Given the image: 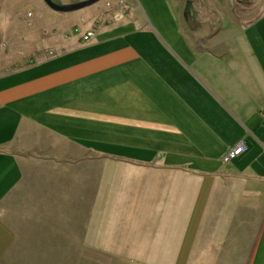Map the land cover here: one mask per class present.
Returning a JSON list of instances; mask_svg holds the SVG:
<instances>
[{
    "label": "crops",
    "instance_id": "crops-1",
    "mask_svg": "<svg viewBox=\"0 0 264 264\" xmlns=\"http://www.w3.org/2000/svg\"><path fill=\"white\" fill-rule=\"evenodd\" d=\"M122 9L76 14L84 26L60 53L0 77V264L68 227L70 244L83 233L80 259L264 264V15L230 37L235 73L219 75L212 32L196 30L197 59ZM81 163L119 190L102 179L83 191ZM110 193L119 199H93ZM62 196L79 220L63 222ZM119 229L131 232L126 251Z\"/></svg>",
    "mask_w": 264,
    "mask_h": 264
},
{
    "label": "rangeland",
    "instance_id": "rangeland-1",
    "mask_svg": "<svg viewBox=\"0 0 264 264\" xmlns=\"http://www.w3.org/2000/svg\"><path fill=\"white\" fill-rule=\"evenodd\" d=\"M85 1L88 0H52V2L61 6ZM200 1L203 4L196 8V4ZM117 6L123 8V14L129 12L140 27H149L155 33H161L164 37H167L165 30L168 29L172 33L173 39L178 42L182 40L197 59L200 52L197 46L202 43H198L196 30L202 29L212 32L211 38L215 35V43L220 42V52L223 50L225 52L219 57L220 52L219 50L216 51L218 58L223 62L215 63L214 72L219 75L235 73L231 69L234 59L229 57L234 50L235 41H232L230 37L244 30L246 25L264 15V0H101L90 7L67 13L52 10L44 0H0V77L12 74L13 70L29 66L33 62L45 59L55 53H60L61 49H59V46L65 45L66 47L69 41L74 40L78 35L74 30L77 28L81 30L84 26L82 22L75 19L76 14L91 12L95 9L102 12L109 11ZM188 11H190L189 14H187ZM193 12L194 14L196 12L201 14V18L195 22L189 19ZM44 44L45 49L43 51ZM34 47H39L40 49L37 52L38 54L31 56L34 52ZM236 53L238 54L237 60L242 62L239 59V49ZM217 64L224 66L222 68L224 71L219 66H216ZM209 69L213 68L209 67ZM256 118L257 115L254 116V119ZM207 137L208 133L205 131L204 139L207 140ZM224 140L222 142L219 141L223 148L225 147ZM240 147L245 149L241 144L238 145V148ZM84 164H79V169L81 171L92 170L93 174L89 175V177H84L82 180L80 170L77 171L79 178L77 184L82 182L81 188H83V191L97 193L99 185L102 184V179L107 181L105 189L111 192L119 190L116 186L118 180L111 178V174L110 178L100 179L102 175L96 172L93 164H86L85 168ZM255 193L253 191L249 196L250 200L256 198ZM84 195L88 196V194L83 193L82 196ZM93 199L98 203H104L107 200L111 202L119 198L110 193V196L101 195ZM76 208L79 209L81 207ZM60 210V212H64L63 222L65 224L71 223L72 220H79V215L73 212L71 207H68V199L63 196L61 197ZM250 214L251 218H260L262 208ZM122 216L123 220L130 223L137 219L129 216L128 212ZM116 232L112 235L118 237L120 241L117 249L126 251V245L131 242L130 230L119 229ZM134 232L136 233V231ZM45 235V239L50 241V235ZM82 235L81 229L78 230L77 243L70 244L71 236L68 227L67 232L61 238L58 237L61 242L48 243L45 241L39 245L36 243L25 244L27 253L25 251L21 252L18 244L16 250H14V247L10 252L12 260H5L4 264L10 262L12 264H144L142 260L135 261L126 258L110 260L80 259L78 256L81 251L87 248L83 242H80ZM39 248L43 253L41 257H35L34 255L40 252Z\"/></svg>",
    "mask_w": 264,
    "mask_h": 264
},
{
    "label": "water",
    "instance_id": "water-1",
    "mask_svg": "<svg viewBox=\"0 0 264 264\" xmlns=\"http://www.w3.org/2000/svg\"><path fill=\"white\" fill-rule=\"evenodd\" d=\"M45 3L54 11L61 12V13H67V12H75L82 10L84 8L90 7L96 3H98L101 0H88L85 2H81L78 4H72V5H57L52 0H44Z\"/></svg>",
    "mask_w": 264,
    "mask_h": 264
},
{
    "label": "built area",
    "instance_id": "built-area-1",
    "mask_svg": "<svg viewBox=\"0 0 264 264\" xmlns=\"http://www.w3.org/2000/svg\"><path fill=\"white\" fill-rule=\"evenodd\" d=\"M76 32H78V30H76ZM93 36V33L90 32L88 34H86L85 36H83V40L84 41H88L91 37ZM244 148H237L234 152L231 153V156H235L240 154L241 152H243Z\"/></svg>",
    "mask_w": 264,
    "mask_h": 264
},
{
    "label": "flooded vegetation",
    "instance_id": "flooded-vegetation-1",
    "mask_svg": "<svg viewBox=\"0 0 264 264\" xmlns=\"http://www.w3.org/2000/svg\"><path fill=\"white\" fill-rule=\"evenodd\" d=\"M190 13V11H188V13L187 14H189Z\"/></svg>",
    "mask_w": 264,
    "mask_h": 264
}]
</instances>
